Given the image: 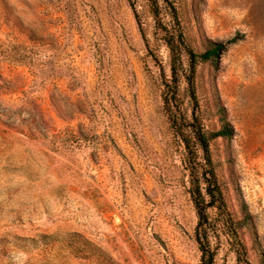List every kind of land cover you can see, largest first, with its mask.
Here are the masks:
<instances>
[{
    "label": "rangeland",
    "instance_id": "rangeland-1",
    "mask_svg": "<svg viewBox=\"0 0 264 264\" xmlns=\"http://www.w3.org/2000/svg\"><path fill=\"white\" fill-rule=\"evenodd\" d=\"M173 2L188 47L225 45L194 75L205 130L232 128L210 142L214 264H264V0ZM165 32L148 0H0V49L33 60L0 57V264H199Z\"/></svg>",
    "mask_w": 264,
    "mask_h": 264
},
{
    "label": "trees",
    "instance_id": "trees-1",
    "mask_svg": "<svg viewBox=\"0 0 264 264\" xmlns=\"http://www.w3.org/2000/svg\"><path fill=\"white\" fill-rule=\"evenodd\" d=\"M163 3L174 22L172 29H167L162 23V8L159 0H148L156 27L166 31L164 41L171 58L170 75L169 77L163 76L162 82L163 110L173 136L182 145L185 152L184 163L189 176L188 192L198 219L195 227V239L200 251L199 264H214L215 250L211 245L212 225L208 217V210L215 208L218 211H224L225 200L215 172L210 142L216 138L229 137L232 134V128L229 124L224 123L217 131L208 132L205 130L197 115L198 99L194 75L199 64L216 60L225 50V45L213 44L202 52L194 51L188 47L182 33L177 28L178 15L173 0H163ZM134 15L139 24L135 10ZM12 50H16L17 53L12 55ZM183 55L187 57L186 67ZM0 57H8L12 61L22 63L33 61L26 48L15 45H8L6 49H0ZM182 81L186 83V96L192 105L190 115L184 112L179 97V87Z\"/></svg>",
    "mask_w": 264,
    "mask_h": 264
}]
</instances>
